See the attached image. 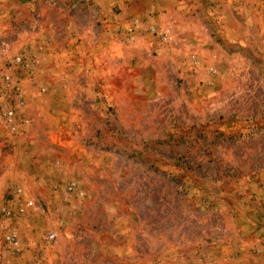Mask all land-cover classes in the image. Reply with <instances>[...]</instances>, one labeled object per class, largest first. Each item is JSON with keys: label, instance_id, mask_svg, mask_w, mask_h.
Instances as JSON below:
<instances>
[{"label": "rangeland", "instance_id": "rangeland-1", "mask_svg": "<svg viewBox=\"0 0 264 264\" xmlns=\"http://www.w3.org/2000/svg\"><path fill=\"white\" fill-rule=\"evenodd\" d=\"M15 1L0 264H264V0Z\"/></svg>", "mask_w": 264, "mask_h": 264}, {"label": "crops", "instance_id": "crops-1", "mask_svg": "<svg viewBox=\"0 0 264 264\" xmlns=\"http://www.w3.org/2000/svg\"><path fill=\"white\" fill-rule=\"evenodd\" d=\"M3 1L10 2V0H3ZM16 1L15 2H11L12 5H13V8L7 12V15H9V17H13V16L17 15V7L18 6L16 4L19 5V1H18V3ZM39 1L40 0H23L20 3V5L26 6V8H25L27 10L26 14L27 15L30 14L33 17L34 13H37V12L41 13L42 11H44V9H38V11L35 12L34 9H35L36 5H39L38 7H40V6L48 4L50 7H52L51 8L52 10H55V9H58V6L62 3L59 0H41V3L37 4ZM69 1L72 2V4H74L76 2V0H69ZM15 7H16V10H15ZM51 9H48V10H51ZM24 18H25V16H24ZM26 18H29V17L26 16ZM42 29H44V30H39L40 35L43 34V32L48 31V28H47V30L45 28H42ZM41 45H42L41 48L43 50V44H41ZM44 52H45V50H43V53ZM88 52H89L90 55H92L93 53L96 52V50H89ZM90 58H89V60H90ZM19 145L20 146H18V148L20 147L22 149V151H25V150L29 149V147H28L29 144L27 142L25 144H19ZM9 165H13V164H9ZM11 177L12 176L10 175V172L8 170L6 172L4 171V172L0 173V202H2V198L4 197V195L7 192V188H8L9 183H10L9 178H11ZM18 193L19 194L20 193H24V188L20 187V186H17V188L15 189V195H18ZM24 208L25 207L23 206L22 209H20V210H22V212L20 210H18V212L19 213H23L24 212ZM29 208H30V206H29ZM2 209H4V208H2ZM6 209H10L11 210V208H6ZM4 223H6V222H4ZM2 225H3V221H0V231H1V227L3 228Z\"/></svg>", "mask_w": 264, "mask_h": 264}, {"label": "built area", "instance_id": "built-area-1", "mask_svg": "<svg viewBox=\"0 0 264 264\" xmlns=\"http://www.w3.org/2000/svg\"><path fill=\"white\" fill-rule=\"evenodd\" d=\"M160 40L162 42H169L171 37L168 33V30L165 29L163 30L159 36ZM20 62V57H16L15 58V62L14 61H10L9 63H12V64H16ZM0 77L1 79L5 82L6 85H8L9 83V75L7 73H0ZM0 117L4 123V125L6 126V128L12 133L13 131H15L17 129V119H16V112L14 110V108L10 105H5L3 110L1 109V112H0ZM69 190L71 189L70 187L68 188ZM67 189V190H68ZM2 217L3 219L5 220L6 223L9 224V221L11 220L12 218V211L10 209H2ZM12 228H10L8 226V229L6 231V234L4 235V242L7 243L9 246L11 247H15L17 244H18V241L16 239L17 235H16V232L14 230H11Z\"/></svg>", "mask_w": 264, "mask_h": 264}]
</instances>
